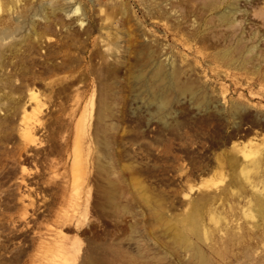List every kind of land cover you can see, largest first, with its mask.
Segmentation results:
<instances>
[{
  "label": "rangeland",
  "instance_id": "374dc122",
  "mask_svg": "<svg viewBox=\"0 0 264 264\" xmlns=\"http://www.w3.org/2000/svg\"><path fill=\"white\" fill-rule=\"evenodd\" d=\"M93 263L264 264V0H0V264Z\"/></svg>",
  "mask_w": 264,
  "mask_h": 264
},
{
  "label": "bare ground",
  "instance_id": "6f19581e",
  "mask_svg": "<svg viewBox=\"0 0 264 264\" xmlns=\"http://www.w3.org/2000/svg\"><path fill=\"white\" fill-rule=\"evenodd\" d=\"M28 99H29V100H30V99L33 100V99H35V96H34L33 94H29V98H28ZM24 117H26V116H24ZM24 119H25V118H23V121H24ZM93 264H94V263H93Z\"/></svg>",
  "mask_w": 264,
  "mask_h": 264
}]
</instances>
